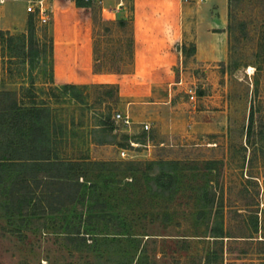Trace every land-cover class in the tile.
Here are the masks:
<instances>
[{
	"label": "rangeland",
	"instance_id": "rangeland-1",
	"mask_svg": "<svg viewBox=\"0 0 264 264\" xmlns=\"http://www.w3.org/2000/svg\"><path fill=\"white\" fill-rule=\"evenodd\" d=\"M205 1L54 0L43 26L23 0L0 3V28L25 22L0 41V122L16 101L82 174L58 213L0 207V264H264V0H227L228 56L213 67L192 58L206 13L184 9ZM154 93L200 100L219 126L164 133L142 112Z\"/></svg>",
	"mask_w": 264,
	"mask_h": 264
},
{
	"label": "trees",
	"instance_id": "trees-1",
	"mask_svg": "<svg viewBox=\"0 0 264 264\" xmlns=\"http://www.w3.org/2000/svg\"><path fill=\"white\" fill-rule=\"evenodd\" d=\"M30 19H33L32 16ZM31 20L28 22V29ZM4 34V31L0 30V41ZM28 38V56H35L38 49L33 47L32 32ZM2 109L0 207L9 216L27 215L40 220L75 203L82 186L79 181L82 174H79L75 164L51 157L45 144L48 139L45 138L43 127L27 118L31 114L30 110L26 111L16 101H10L7 107ZM36 112L44 113V109H38ZM4 125H8L9 130L13 125L18 126V135L12 137L13 133L3 129ZM37 132L43 138L38 145L35 141ZM37 189L40 190L39 193Z\"/></svg>",
	"mask_w": 264,
	"mask_h": 264
},
{
	"label": "crops",
	"instance_id": "crops-1",
	"mask_svg": "<svg viewBox=\"0 0 264 264\" xmlns=\"http://www.w3.org/2000/svg\"><path fill=\"white\" fill-rule=\"evenodd\" d=\"M220 1L212 0L208 2L206 0L203 4L198 5V8L195 6L184 8L186 12L200 10L206 13L205 18L196 21L195 32L192 34L195 47L192 58L197 65L210 67L214 63L224 61L228 56L227 0L219 5L218 2ZM217 12H219L218 15ZM10 20L9 17L3 18L4 22H10ZM14 23L15 25L4 26L0 30L22 29L25 22L15 20ZM178 104V102L172 100L169 93H154L153 98L145 101L142 112L147 117L155 120L157 126H160L164 133L184 134L187 132L188 127L194 132L202 133L212 131L211 128L215 129L219 126V122L216 120L212 118L206 120L204 117H214V114L220 113H214L213 107L207 105L201 107L200 100L197 103H191V110L185 104L182 106ZM196 106L199 108L198 110H196Z\"/></svg>",
	"mask_w": 264,
	"mask_h": 264
},
{
	"label": "built area",
	"instance_id": "built-area-1",
	"mask_svg": "<svg viewBox=\"0 0 264 264\" xmlns=\"http://www.w3.org/2000/svg\"><path fill=\"white\" fill-rule=\"evenodd\" d=\"M4 0H0V3H3ZM25 2V11L32 16L33 20L38 23L39 25H47L50 21V15H51V7L54 0H23ZM71 1V0H66ZM84 3L87 4H102V0H81ZM184 2H187L189 0H181ZM190 99L194 100V95L191 93V90L189 91ZM114 118L118 121H122L124 124L129 125L131 123L129 116L123 115L120 112H116L114 114ZM143 128L146 130L149 128L148 123H143ZM131 145H134L135 143L130 142ZM125 149L122 148L119 151L120 156L125 155Z\"/></svg>",
	"mask_w": 264,
	"mask_h": 264
}]
</instances>
